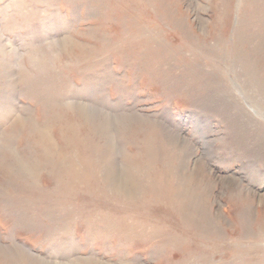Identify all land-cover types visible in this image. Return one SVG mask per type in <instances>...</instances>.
<instances>
[{"label":"rangeland","instance_id":"1","mask_svg":"<svg viewBox=\"0 0 264 264\" xmlns=\"http://www.w3.org/2000/svg\"><path fill=\"white\" fill-rule=\"evenodd\" d=\"M0 264H264V0H0Z\"/></svg>","mask_w":264,"mask_h":264},{"label":"bare ground","instance_id":"2","mask_svg":"<svg viewBox=\"0 0 264 264\" xmlns=\"http://www.w3.org/2000/svg\"><path fill=\"white\" fill-rule=\"evenodd\" d=\"M49 100H50V98H49ZM56 102V101H55ZM83 112H86V109H84L83 110ZM112 117L113 116H111V115H109L108 114V116H105V118L103 119V123H110V119H112ZM22 119V118H21ZM20 118L18 119V121H20L21 120ZM112 122V121H111ZM34 123V122H33ZM108 125V124H107ZM34 131H36V133H38L37 135L38 136H42V134H44L45 133V129H40L38 126H35L34 127Z\"/></svg>","mask_w":264,"mask_h":264}]
</instances>
